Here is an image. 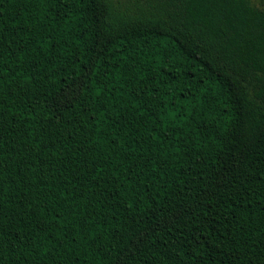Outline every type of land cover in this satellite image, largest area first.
<instances>
[{
  "label": "trees",
  "instance_id": "16d2710c",
  "mask_svg": "<svg viewBox=\"0 0 264 264\" xmlns=\"http://www.w3.org/2000/svg\"><path fill=\"white\" fill-rule=\"evenodd\" d=\"M0 264H264V0H0Z\"/></svg>",
  "mask_w": 264,
  "mask_h": 264
}]
</instances>
